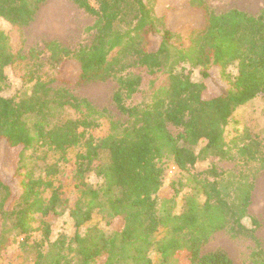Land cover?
I'll list each match as a JSON object with an SVG mask.
<instances>
[{
	"label": "trees",
	"instance_id": "16d2710c",
	"mask_svg": "<svg viewBox=\"0 0 264 264\" xmlns=\"http://www.w3.org/2000/svg\"><path fill=\"white\" fill-rule=\"evenodd\" d=\"M44 1L0 0V18L19 36L13 49L0 29V149L9 152L20 191L7 207L12 190L0 177V253L9 234L25 239L37 229L36 214L68 209L75 226L71 237L50 241V224L39 220L43 239L34 264H155V256L157 264H233L223 249L202 253V246L223 229L232 237L255 239L258 220L248 208L255 171L264 169V136L236 123L228 127L239 106L264 95V5L255 14L238 8L215 12L207 0H186L179 11L197 14L195 22L173 29L166 25V14H154L144 0H94L95 5L71 0L95 16L90 42L70 48L49 39L42 50L24 52L23 28ZM43 52L50 67L75 62L76 84L114 79L112 100L126 119H113L64 85L52 87L57 78L39 73ZM180 64L188 65L187 72L185 65L177 70ZM19 65L30 84L3 96L5 69ZM138 67L165 80L152 85L143 100L126 103L140 91ZM192 69L201 81L191 78ZM214 69L223 84L206 96ZM102 120L106 133L91 134ZM40 148L42 157L54 154L56 159L37 173ZM71 149H77L72 161ZM209 156L237 159L243 169L219 170L211 164L192 170ZM68 164L77 192L70 207L59 179ZM170 164L175 175L163 194ZM114 218L121 219L120 228L107 231L99 225ZM248 219L250 226L244 223ZM249 262L264 264L258 241Z\"/></svg>",
	"mask_w": 264,
	"mask_h": 264
},
{
	"label": "rangeland",
	"instance_id": "374dc122",
	"mask_svg": "<svg viewBox=\"0 0 264 264\" xmlns=\"http://www.w3.org/2000/svg\"><path fill=\"white\" fill-rule=\"evenodd\" d=\"M207 1L210 8L215 12H222L230 8H238L255 14L264 5V0ZM144 2L153 6L154 14L160 16L165 13L166 25L173 29L184 23L193 24L195 22V17H197V14L192 15L191 13H181L179 11V8L186 5V0H144ZM90 3L95 5L94 0H90ZM94 20V15L88 14L71 0H45L40 4L31 23L23 28V50L24 52L28 51L30 48L42 50L43 42L49 39H55L70 48L77 47L80 44H88L94 32L90 29ZM0 29L4 30L9 35L12 48L17 49L19 45V36L13 26L0 18ZM46 58L47 53L43 52L40 55L41 67L39 73L46 79L53 77L57 78L56 81L52 82V87L64 85L77 97L87 98L96 108H105L113 119L120 121L126 119V115L116 108L112 100L113 92L117 88V83L114 79L76 84L75 79L78 73V65L75 62L66 61L61 65L50 67L46 62ZM183 65L186 67L184 72H187V64H180L177 70ZM5 72L6 79L1 90L3 96H12L16 92L25 89L30 84L26 81V69L20 65L16 67H7ZM134 72L141 75L142 82L140 91L135 93L131 98L126 99V103L130 104L143 100L152 85L157 87L165 80V75L156 74L151 76L140 67L135 68ZM191 78L195 81L202 80L201 75L195 69H192ZM206 84V96L216 94L220 90L223 82L219 78L217 69L212 70V75L206 80ZM100 122V126L95 130H91V134L100 136L106 133L108 129L107 122L105 120ZM235 123L239 128L245 127L253 133H259L264 136V95H258L247 103L239 106L233 112L228 128L231 129L235 126ZM171 129L173 132H177L174 127H171ZM42 150L43 148H40V150L35 153L40 156L36 159L37 173L40 172L45 162H54L56 159L54 154H48L42 157ZM76 150L77 149H71L68 152V157L71 161L74 159ZM27 153H32V150H29ZM211 164H214L219 170L243 169L242 163L237 159L225 160L215 156H209L204 160L198 161L192 167V170L194 172L201 171L208 168ZM60 166L63 165L60 164ZM250 168H253L252 164ZM13 169L14 164L9 160V152L5 146H1L0 177L10 184L12 190V197L7 202V207L12 205L20 192L17 181L12 178ZM174 171V166L170 164L164 177L162 186L163 194H168L170 191L169 181L175 175ZM255 172L254 188L251 192V203L248 208V213L258 220V225L254 232L255 239L246 236L232 237L227 230L223 229L214 233L202 246V253L220 248L226 251L233 264H249L250 255L256 248V241L259 242V248L264 252V169ZM71 176L72 165L68 164L65 167L64 175L60 176L59 179L63 184L61 196L66 198L69 207L73 204L77 196ZM90 178L96 180L94 175ZM36 216L37 219L34 222V226H37V229L31 232L27 238L23 239L25 237L24 235L12 237L13 233L8 235V240L0 253V264H34L35 250L37 246L42 243L43 239L42 227L39 223L41 219L50 224V241L55 240L62 234L71 237L75 231V226L72 218L69 216L68 209L62 212L59 211L57 214L50 213L44 217L40 214H36ZM40 216L42 218H40ZM244 223L248 226L251 225L249 219ZM99 225L109 231L111 229L120 228L122 221L120 218H114L111 223L105 225L102 220V223ZM83 231L84 227L81 228V232ZM43 245L45 247L47 245L46 242H44ZM44 247L42 246V250H44ZM154 262L157 264V256L154 257Z\"/></svg>",
	"mask_w": 264,
	"mask_h": 264
}]
</instances>
